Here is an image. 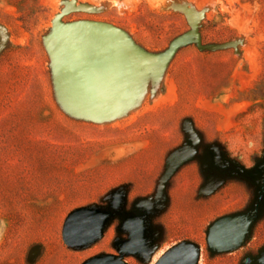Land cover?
<instances>
[{
  "label": "rangeland",
  "instance_id": "rangeland-1",
  "mask_svg": "<svg viewBox=\"0 0 264 264\" xmlns=\"http://www.w3.org/2000/svg\"><path fill=\"white\" fill-rule=\"evenodd\" d=\"M0 0V264H82L120 254L123 221L143 214L155 264L182 242L196 264H264V0ZM60 16L122 29L132 48L159 54L202 27L137 96L107 118L77 116L58 97L53 47ZM202 35V36H201ZM84 247L63 236L75 209H111ZM250 214L247 237L217 251L211 226Z\"/></svg>",
  "mask_w": 264,
  "mask_h": 264
},
{
  "label": "water",
  "instance_id": "water-1",
  "mask_svg": "<svg viewBox=\"0 0 264 264\" xmlns=\"http://www.w3.org/2000/svg\"><path fill=\"white\" fill-rule=\"evenodd\" d=\"M72 1H68L71 3ZM200 38L199 28L177 37L168 50L155 54L132 48L125 32L108 23L91 21L72 28L63 26L58 16L48 38L53 47V66L58 97L70 113L89 118H107L127 109L137 96L140 77L148 69H160L181 46ZM115 195L111 209L82 207L66 218L63 236L71 247H84L97 241L105 225L121 206ZM250 214L224 216L210 228L209 246L226 251L239 245L251 227ZM123 228L130 237L119 243L120 254L95 255L82 264H128L125 254L145 255L150 251L147 221L143 214L125 217ZM199 247L182 242L169 249L155 264H196Z\"/></svg>",
  "mask_w": 264,
  "mask_h": 264
},
{
  "label": "trees",
  "instance_id": "trees-1",
  "mask_svg": "<svg viewBox=\"0 0 264 264\" xmlns=\"http://www.w3.org/2000/svg\"><path fill=\"white\" fill-rule=\"evenodd\" d=\"M199 31H200V34H202V33H201V32H202V27L199 28ZM201 36H202V35H201Z\"/></svg>",
  "mask_w": 264,
  "mask_h": 264
}]
</instances>
